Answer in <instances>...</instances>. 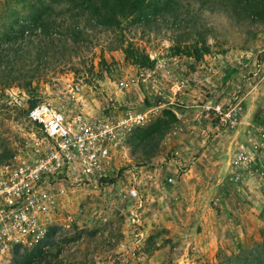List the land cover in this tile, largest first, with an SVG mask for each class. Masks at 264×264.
Here are the masks:
<instances>
[{
    "label": "rangeland",
    "instance_id": "374dc122",
    "mask_svg": "<svg viewBox=\"0 0 264 264\" xmlns=\"http://www.w3.org/2000/svg\"><path fill=\"white\" fill-rule=\"evenodd\" d=\"M72 97L145 113L113 160L141 200L79 190L0 264H264V0H0V163Z\"/></svg>",
    "mask_w": 264,
    "mask_h": 264
},
{
    "label": "built area",
    "instance_id": "2783aa9c",
    "mask_svg": "<svg viewBox=\"0 0 264 264\" xmlns=\"http://www.w3.org/2000/svg\"><path fill=\"white\" fill-rule=\"evenodd\" d=\"M150 73L147 68L141 75ZM179 88L174 83L173 90ZM75 103L72 97L71 105H29L24 114L33 128L29 139L0 163V263L16 249L37 244L58 220L66 199L79 190L117 186L120 200H141L137 182L124 180V170L114 167L113 160L127 131L145 113L126 107L90 113ZM128 172L153 180L143 165Z\"/></svg>",
    "mask_w": 264,
    "mask_h": 264
},
{
    "label": "trees",
    "instance_id": "16d2710c",
    "mask_svg": "<svg viewBox=\"0 0 264 264\" xmlns=\"http://www.w3.org/2000/svg\"><path fill=\"white\" fill-rule=\"evenodd\" d=\"M9 56H10V55H7V54L4 53L3 58H4V57H5V58H8ZM38 243H39V242H38ZM38 243H37V244H38ZM35 245H36V244H35ZM235 257H237V255H235ZM217 264H220V263H217Z\"/></svg>",
    "mask_w": 264,
    "mask_h": 264
}]
</instances>
